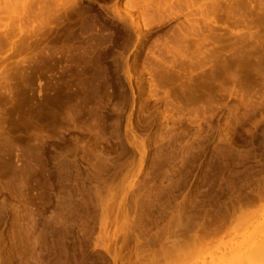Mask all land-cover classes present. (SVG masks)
Here are the masks:
<instances>
[{
	"label": "rangeland",
	"instance_id": "1",
	"mask_svg": "<svg viewBox=\"0 0 264 264\" xmlns=\"http://www.w3.org/2000/svg\"><path fill=\"white\" fill-rule=\"evenodd\" d=\"M0 264H264V0H0Z\"/></svg>",
	"mask_w": 264,
	"mask_h": 264
}]
</instances>
